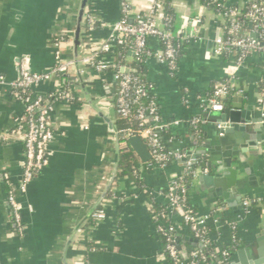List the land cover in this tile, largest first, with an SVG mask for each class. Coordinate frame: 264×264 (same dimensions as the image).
<instances>
[{
  "label": "crops",
  "instance_id": "crops-1",
  "mask_svg": "<svg viewBox=\"0 0 264 264\" xmlns=\"http://www.w3.org/2000/svg\"><path fill=\"white\" fill-rule=\"evenodd\" d=\"M126 1L132 21L143 10L144 0ZM80 3L0 0V77L15 81L23 57L29 59L32 73L49 72L54 64L53 43L63 37L62 60L75 61L73 68L64 76H53L33 86L31 92L48 95L69 86L76 96L72 103H54V138L48 147V165L24 193L16 191L25 226V235L19 237L7 192L8 186L18 189L21 180L23 145L10 132L23 106L8 87H0V264H167L155 232L152 204L145 193L166 206L162 190L184 173L185 160L173 161L162 169L147 168L139 161L136 173L144 191L130 177L115 181L120 143L106 122L115 127L116 114L110 106L115 98L114 70L96 74L82 60L99 51L109 38L113 24L121 17V0H88L87 10L97 25L90 35L81 29V45L75 53ZM223 4L242 10L248 0H224ZM173 9L174 33L185 37L175 75L169 76L152 59L145 60L139 70L140 78L153 85L158 113L169 125L163 132V144L169 151H181L202 161L189 187V204L197 213L212 214L217 219L211 234L217 248L230 246L232 236L237 237L240 246L228 264H264V256L261 259L256 253L258 242L264 251V119L256 107L264 76V51L249 55L231 83L235 92L226 98L223 108L238 112L240 125L249 131L240 137L231 135L223 147L215 140V123L206 101L208 91L226 78V69L235 59L234 51L220 57L213 53L215 39L225 35L226 22L202 7L199 0H174ZM196 16L202 19L201 27L195 38L187 40L190 29L184 18ZM251 32L250 24L242 30L250 37L254 36ZM149 46L156 47L154 41ZM115 51L112 46L105 60L114 63ZM133 62V53L127 50L119 70L133 71L129 67ZM195 117L202 119L199 131L190 124ZM2 136L6 140H1ZM200 151L205 152L198 155ZM203 177L210 181H201ZM107 200L113 201L108 202L106 219L88 226L92 212ZM245 200L250 202L248 207L243 205ZM169 216L178 227L177 247L187 255L194 247L188 241L193 237L182 226L178 212L170 211Z\"/></svg>",
  "mask_w": 264,
  "mask_h": 264
},
{
  "label": "built area",
  "instance_id": "built-area-1",
  "mask_svg": "<svg viewBox=\"0 0 264 264\" xmlns=\"http://www.w3.org/2000/svg\"><path fill=\"white\" fill-rule=\"evenodd\" d=\"M215 1L222 2V0ZM128 8L127 1L121 0V17L113 24L109 38L103 43L99 51L85 57L82 64L89 66L90 70L96 74L104 73L111 67L113 70L116 69L111 74L113 87L115 88V98L110 106L114 109L115 114L123 119L133 117L136 120V131L132 132L127 129L122 132L126 133L128 137H139L146 145L150 161L144 164L145 167L162 169L173 161L185 160L183 174L190 175L194 179L198 175V170H193V167L198 164V160L181 151H169L161 142L160 134L167 131L169 125L161 120L158 113V104L154 100L156 97L153 92V85L141 81L137 75H134L135 70L124 68L127 73H122L119 67L104 58L112 46L123 45L133 53L135 62L152 59L163 66L167 74L173 77L177 69L175 60L179 47L173 45L172 41L175 38L183 40L185 37H182L179 32L174 33L168 29L170 21L162 12L160 0H144L143 10L136 13L132 21L128 18ZM245 9V12H242L236 7H228L223 14L224 20L228 21L226 32L223 38L217 37L215 39L213 53L215 56L220 57L226 53L237 51L238 55L226 69V80H222L213 86L212 95L206 101L208 112H221L224 109L222 100L229 93V83L235 81V77L243 67L245 59L251 54L264 51V46L261 45V42L264 41V0H248ZM241 20L247 21L251 25V33L255 37L242 33ZM184 22L190 29L186 39L195 38L202 24L201 17H186ZM96 24V19L86 9L82 20L84 33L87 35L92 34L96 29ZM65 40L60 37L54 41V64L49 72L32 73L29 68V59L23 57L19 61V73L15 81L7 82L3 77H0V87H8L12 96L23 106L21 114L14 118V125L10 132L17 135L23 145L24 162L21 169V180L18 189L15 190V188L8 186L7 192L11 220L19 237L25 235V226L21 215L22 205L17 200L16 191L24 193L29 184L48 165V147L54 138L51 122L54 103L62 101L72 103L76 101L74 91L69 86L48 95H35L31 92L33 86L53 76H64L73 68L75 61L62 60L60 47ZM150 41H154L155 49L149 46ZM142 101H147L146 105ZM256 107L260 117L264 119V76L261 92L256 99ZM201 123L202 119L198 117L190 120V124L194 127ZM226 126L223 123L216 124L218 130H222ZM1 140H6V136H2ZM3 178L8 183V177L4 175ZM181 180L177 178L171 181L167 187V192L161 194L166 200V209H162L157 213L151 210L155 218V232L157 235L161 234L168 238L162 256L164 257L166 252L175 264H208L207 256L204 255L202 249L207 248L209 244H213L221 252L224 259H227L229 253L226 250L217 248L211 239L212 226L217 224L214 215L199 214L191 209L184 208L185 188L181 184ZM113 200L104 201L92 214L91 221L94 225L106 219L108 202ZM249 204L248 200L243 203L244 207H248ZM170 211L179 213L182 226L200 245L190 253V261H187L186 256L183 257L173 243L172 236L177 235L178 227L170 222ZM237 241V237L232 236L231 245H235ZM92 251H95V248H92ZM209 257H213V252L209 254Z\"/></svg>",
  "mask_w": 264,
  "mask_h": 264
},
{
  "label": "trees",
  "instance_id": "trees-1",
  "mask_svg": "<svg viewBox=\"0 0 264 264\" xmlns=\"http://www.w3.org/2000/svg\"><path fill=\"white\" fill-rule=\"evenodd\" d=\"M161 4H162V12L164 14V16L167 18V20H169V27L168 29H170L171 31L174 32V22H175V12L173 9V5H172V1L173 0H160ZM200 4L202 7L207 8V9H211L212 11H214L216 14H218L219 16H221L223 19V14L227 11V8L224 7V0H222V2H216L215 0H199ZM220 3V4H219ZM88 7V5H87ZM86 7V9H87ZM245 8L242 9V12H245ZM226 22V21H225ZM242 28L241 31L243 29H246L247 26H249V23L247 21H242ZM228 24V21L226 22V25ZM97 25V24H96ZM173 45L178 46L179 49L177 51V55H176V60H175V64L177 67L178 64V59L182 54V48H183V41L180 40L179 38H175L172 41ZM116 51H115V66L118 67L119 65H123L124 64V59L127 55V49L126 47H124L123 45H116ZM235 52V58L238 55L237 51ZM143 65V62H133L131 64H129V67L133 68L135 70L134 75H137V77L144 82V80L142 78H140L139 76V70L141 69ZM113 68H109L108 71H112ZM116 71V69L114 70ZM226 79H224L223 81H225ZM230 89H229V93L228 95L222 100V104L226 103V98L229 99L231 97V95L235 92V89L232 87V84H230ZM213 89H210L208 91V97H210L212 95ZM157 102V99H154ZM142 103H144L146 105L147 101H142ZM200 128L199 125L195 126L194 129H196L197 131H199L198 129ZM115 129L117 131V136H118V140L120 143V150H119V154H118V158H117V171L115 174V181H117L118 179H122V178H126V177H130L132 178L133 182L136 184V186L139 188L140 191H144L145 188L141 185V181L138 178V174L136 173L137 169V165L140 164L138 158L136 157V155L134 154V152L131 150V148L128 146L127 141H126V133L122 132L125 131L127 129H130L132 132L137 130V122L136 120L131 117V118H127V119H123L122 117L116 115V120H115ZM163 134L161 133V142L163 143ZM202 161L200 160L198 162L197 165H195L193 167V170L198 169L202 163ZM182 179V185L185 188V201L183 203L184 208L186 209H191L192 211L196 212V210L189 204V187L192 184L193 178L190 175H186V174H182L179 178ZM163 193L167 192L166 190H162ZM110 192L108 194V196H110ZM146 196H148V200L151 202L152 204V210H154L156 213L160 210H164L166 209L167 206L160 204L158 202H154V200L152 199V196L149 194V192L145 193ZM88 226H93L92 221L88 222ZM233 233L235 234L236 231L232 230ZM174 235V234H173ZM158 239L160 241V245H161V249L164 250L166 244L168 243V238L164 235L159 234L158 235ZM172 240L173 243L177 246L176 244V236H172ZM240 246V242L237 241L236 244L234 245H230L228 247H225L223 250H226L229 253V257L230 255L236 250L238 249ZM178 248V247H177ZM195 249H197L196 247H192L187 255H186V259L187 261H190V253L192 251H194ZM202 252L204 253L205 256H207V260H208V264H220V263H225L228 264L229 262V257L227 259H224V257L221 255V252L218 251L213 244H209L207 246V248L202 249ZM213 252V257H209V254ZM164 260L167 264H175L174 261L168 256V254L165 252L164 253Z\"/></svg>",
  "mask_w": 264,
  "mask_h": 264
},
{
  "label": "water",
  "instance_id": "water-1",
  "mask_svg": "<svg viewBox=\"0 0 264 264\" xmlns=\"http://www.w3.org/2000/svg\"><path fill=\"white\" fill-rule=\"evenodd\" d=\"M87 4H88V0H81L80 7H79V10L77 13L76 25H75V30H74V40H73L75 53L77 52L78 47L81 45L82 20H83V15L85 13ZM17 71L19 73V63H18ZM121 72L127 73V70L122 69ZM77 73H78V71H77ZM214 113H216V112H212V114H211L212 116H210V118H211L212 122L215 123V128H216V124H218V123H223V124L227 125L222 130H218L217 128L215 129L217 132V137L215 138V140L218 141L221 146H223V147L225 146L227 138L230 137L231 135H235L236 137H240V136H244V133L249 131L248 127H243L240 125L242 122L241 121L242 116L238 112L230 111L229 109H223L219 115H215ZM106 122L108 123L109 131L111 133H113L115 136H117V131H116L115 127L113 126V124H111L108 120H106ZM125 139L127 141L128 146L131 148V150L134 152V154L136 155V157L139 159L140 162H142L143 164H146L150 161V155H149L148 149H147L146 145L144 144V142L139 137H135V136L134 137H128V136H126ZM204 152L205 151H200L198 153V155H201ZM203 168H205V165H203ZM116 169H117V165H116ZM201 181H210V178L209 177H203L201 179ZM103 199H104V197L102 199H100L98 204H100ZM248 210L250 211V209H248ZM94 212L95 211H93L92 214ZM262 234H264V231H262ZM178 237L179 236L176 235V238H177L176 244H178ZM188 241H189V244H191L192 246L200 247L199 243L194 238H190V239H188ZM260 247H261V244H259V242H258V248H257L256 253H257L258 257H260L262 259L264 256V251ZM178 250L181 252L183 257H185L186 251H182L179 247H178ZM251 256L253 257V255H251Z\"/></svg>",
  "mask_w": 264,
  "mask_h": 264
}]
</instances>
